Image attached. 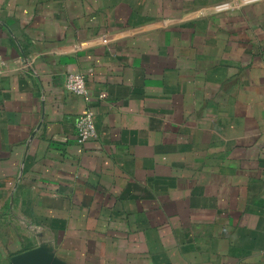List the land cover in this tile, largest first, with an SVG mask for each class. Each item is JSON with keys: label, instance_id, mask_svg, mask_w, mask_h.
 <instances>
[{"label": "crops", "instance_id": "0c3cea01", "mask_svg": "<svg viewBox=\"0 0 264 264\" xmlns=\"http://www.w3.org/2000/svg\"><path fill=\"white\" fill-rule=\"evenodd\" d=\"M6 227L0 264H264V0H0Z\"/></svg>", "mask_w": 264, "mask_h": 264}, {"label": "built area", "instance_id": "2783aa9c", "mask_svg": "<svg viewBox=\"0 0 264 264\" xmlns=\"http://www.w3.org/2000/svg\"><path fill=\"white\" fill-rule=\"evenodd\" d=\"M64 90L70 94L77 96L86 95L85 77L80 73H68L65 77ZM97 137L93 113L86 111L76 123V141L82 145L89 140Z\"/></svg>", "mask_w": 264, "mask_h": 264}, {"label": "water", "instance_id": "95a60500", "mask_svg": "<svg viewBox=\"0 0 264 264\" xmlns=\"http://www.w3.org/2000/svg\"><path fill=\"white\" fill-rule=\"evenodd\" d=\"M11 264H64L48 254L44 248H33L10 258Z\"/></svg>", "mask_w": 264, "mask_h": 264}, {"label": "rangeland", "instance_id": "374dc122", "mask_svg": "<svg viewBox=\"0 0 264 264\" xmlns=\"http://www.w3.org/2000/svg\"><path fill=\"white\" fill-rule=\"evenodd\" d=\"M10 226V225H9ZM11 227V226H10ZM15 230L9 229L8 227H6V229H0V238L2 237L4 239V241L6 240V242H10L11 240H13L14 238H17L16 233H14ZM17 249H19L17 247ZM17 251L16 247L11 246H1L0 247V253L1 255L3 254L4 256L9 257V255H11L13 252Z\"/></svg>", "mask_w": 264, "mask_h": 264}]
</instances>
